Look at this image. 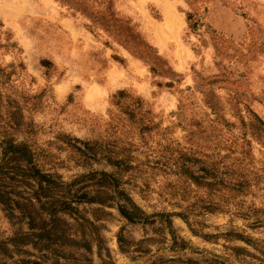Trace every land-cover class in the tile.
Listing matches in <instances>:
<instances>
[{
    "label": "rangeland",
    "instance_id": "1",
    "mask_svg": "<svg viewBox=\"0 0 264 264\" xmlns=\"http://www.w3.org/2000/svg\"><path fill=\"white\" fill-rule=\"evenodd\" d=\"M5 136L61 183L95 264H264V0H0ZM188 158L248 184H199ZM15 213L0 202V238L28 230Z\"/></svg>",
    "mask_w": 264,
    "mask_h": 264
},
{
    "label": "trees",
    "instance_id": "2",
    "mask_svg": "<svg viewBox=\"0 0 264 264\" xmlns=\"http://www.w3.org/2000/svg\"><path fill=\"white\" fill-rule=\"evenodd\" d=\"M0 146L2 153L0 159V202L6 206L10 216H15L17 209L22 217L28 219V230L18 231L7 238H0V264H95L93 259L87 255V252L92 249L89 238L84 234L79 235V227L60 214L73 210L70 201L54 195L60 190L58 187L61 183H58L59 181L51 172L42 169L31 145L25 141H17L10 136H5ZM89 150L92 153L89 151L85 153L90 157L98 152L92 148ZM188 160L189 162H181L177 168L199 184L203 183L210 188L213 186L226 187V189L234 191L242 190L248 184L245 177L235 182L228 176L219 175L216 169H213L214 167L206 165H204L205 171L200 174L194 169L193 163H191L193 160L189 158ZM100 178H102L101 184L106 187L102 190L103 192L110 190L112 196L122 197L132 203V206H128L126 201L124 203L119 201L118 208L124 216L129 219L141 217L137 204L125 189L117 188L119 180L114 173L101 171ZM16 186H23V188L38 186L40 191L48 197L42 201V211L36 213L33 210L35 207L31 202L32 195H24L25 190L22 189L23 191L19 192L18 197ZM33 192L39 193L38 188ZM90 198L92 201L103 200L99 199L100 195ZM221 208L224 207H218L213 202L205 205L206 211L209 212ZM221 210L227 211V209ZM238 212H243L247 216L250 211L239 209ZM175 214L186 217L182 211ZM170 215L171 213L165 221L171 224ZM237 236L242 235L238 233ZM120 240L122 241V239Z\"/></svg>",
    "mask_w": 264,
    "mask_h": 264
}]
</instances>
